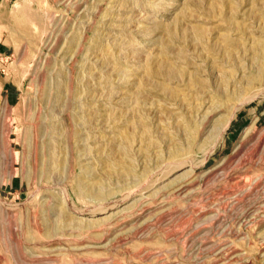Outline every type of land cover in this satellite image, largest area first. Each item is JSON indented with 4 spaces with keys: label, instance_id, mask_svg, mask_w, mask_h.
<instances>
[{
    "label": "rangeland",
    "instance_id": "obj_1",
    "mask_svg": "<svg viewBox=\"0 0 264 264\" xmlns=\"http://www.w3.org/2000/svg\"><path fill=\"white\" fill-rule=\"evenodd\" d=\"M0 264H264V0H0Z\"/></svg>",
    "mask_w": 264,
    "mask_h": 264
}]
</instances>
